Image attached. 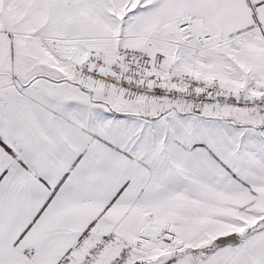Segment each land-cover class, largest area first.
Wrapping results in <instances>:
<instances>
[{
    "label": "snow or ice",
    "instance_id": "snow-or-ice-1",
    "mask_svg": "<svg viewBox=\"0 0 264 264\" xmlns=\"http://www.w3.org/2000/svg\"><path fill=\"white\" fill-rule=\"evenodd\" d=\"M0 264H264V0H0Z\"/></svg>",
    "mask_w": 264,
    "mask_h": 264
}]
</instances>
